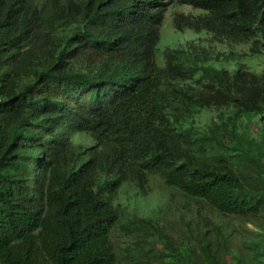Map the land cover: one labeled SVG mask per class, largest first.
I'll return each mask as SVG.
<instances>
[{"label":"trees","instance_id":"trees-1","mask_svg":"<svg viewBox=\"0 0 264 264\" xmlns=\"http://www.w3.org/2000/svg\"><path fill=\"white\" fill-rule=\"evenodd\" d=\"M181 2L205 15L177 17L179 30L234 43L264 34V0ZM54 3L48 17L34 0H0V264H117L110 232L119 213L108 195L127 181L143 189L151 174L219 212H264L255 194L264 180L249 183L168 114L228 105L259 113L262 77L207 69L197 87H176L197 68L172 51L158 67V1ZM60 21L80 31L56 38ZM76 132L96 142L89 160L70 142ZM102 174L113 179L99 187Z\"/></svg>","mask_w":264,"mask_h":264},{"label":"rangeland","instance_id":"rangeland-1","mask_svg":"<svg viewBox=\"0 0 264 264\" xmlns=\"http://www.w3.org/2000/svg\"><path fill=\"white\" fill-rule=\"evenodd\" d=\"M70 1L83 0H34V4L43 7L49 17L54 2L69 7ZM145 1H158L164 10L155 48L158 67H165L166 54L172 51L185 68H197L193 77L172 85L195 88L207 69L230 75L245 70L264 80V34L247 43H234L206 31L179 30L177 17H198L205 12L181 0ZM80 26L60 21L53 34L69 38ZM254 41L260 44L259 52L254 51ZM168 114L176 129L188 131L192 140L207 138L215 152L228 158L249 183L264 180V108L259 113H246L228 105L194 108L184 115L169 110ZM69 139L82 161L89 160L88 151L96 146L92 136L76 132ZM112 179L102 174L97 185ZM255 194L264 191L255 190ZM108 196L119 213L110 232L117 264H264V212L248 217L219 212L205 200L166 185L155 174L148 176L143 189L127 181Z\"/></svg>","mask_w":264,"mask_h":264}]
</instances>
